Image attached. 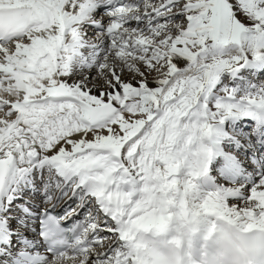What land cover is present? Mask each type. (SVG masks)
<instances>
[{"label":"snow or ice","instance_id":"1","mask_svg":"<svg viewBox=\"0 0 264 264\" xmlns=\"http://www.w3.org/2000/svg\"><path fill=\"white\" fill-rule=\"evenodd\" d=\"M237 110L264 115V0H0V216L46 221L10 259L150 264L176 219L264 223Z\"/></svg>","mask_w":264,"mask_h":264},{"label":"bare ground","instance_id":"2","mask_svg":"<svg viewBox=\"0 0 264 264\" xmlns=\"http://www.w3.org/2000/svg\"><path fill=\"white\" fill-rule=\"evenodd\" d=\"M249 124L250 127H248ZM219 132L223 134L224 139L233 144L235 150L243 148L245 152L251 153L246 159L248 163L253 164L256 172L245 168L243 161L236 158L233 153H226L232 159L237 169V176L233 178L234 180L239 183L250 182L256 178L257 172L264 171L261 169L257 154L258 149H264V115H254L244 110H237L235 113H231L224 118L222 124L219 126ZM216 135L217 133L214 131L211 139H215ZM262 153H259L260 157H263ZM16 198L12 192L7 193L8 201ZM17 206L19 207V205ZM7 208L8 204H4L0 206V211H4ZM5 222L6 217L0 216V238L2 241L13 242L10 250L17 247L18 240L22 237L34 239L35 235L32 233L31 224L28 225V233L23 231V218L17 220V227L11 230L5 226ZM248 223H252L255 226L247 227ZM231 224L235 227L237 225L240 226L241 231L244 233H264V223L259 219L245 222L235 217L226 219V217L216 216H206L197 221L176 219L163 231L145 235L144 239L148 243L151 252L150 264H161L157 256L155 244V241L158 239H161L167 247L169 245L181 246L186 253L183 264H206L205 261L208 256L209 242L211 240L209 238H213L218 234L223 236V228L221 226H232ZM214 228L216 229L215 231H213ZM4 250L8 251V248L2 246L1 251L3 253ZM3 262L4 259H0V264Z\"/></svg>","mask_w":264,"mask_h":264},{"label":"clouds","instance_id":"3","mask_svg":"<svg viewBox=\"0 0 264 264\" xmlns=\"http://www.w3.org/2000/svg\"><path fill=\"white\" fill-rule=\"evenodd\" d=\"M221 227L223 236L218 234L209 242L206 264H264V233H244L230 225Z\"/></svg>","mask_w":264,"mask_h":264},{"label":"rangeland","instance_id":"4","mask_svg":"<svg viewBox=\"0 0 264 264\" xmlns=\"http://www.w3.org/2000/svg\"><path fill=\"white\" fill-rule=\"evenodd\" d=\"M250 127V126H249ZM249 129V128H248Z\"/></svg>","mask_w":264,"mask_h":264}]
</instances>
